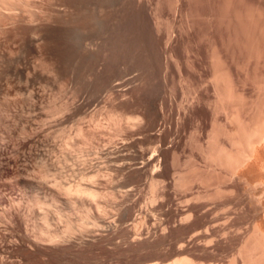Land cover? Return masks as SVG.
<instances>
[{
	"label": "rangeland",
	"instance_id": "rangeland-1",
	"mask_svg": "<svg viewBox=\"0 0 264 264\" xmlns=\"http://www.w3.org/2000/svg\"><path fill=\"white\" fill-rule=\"evenodd\" d=\"M40 1L28 3L42 20L52 14L37 24L55 72L30 52L0 59V160L11 172L47 160L70 185L98 183L100 209L53 205L52 222H66L55 227L73 221L69 264H264V144L242 160L264 131V0H53L59 15ZM80 127L99 135L80 144ZM14 175L0 194L18 202ZM0 226L5 248L25 234Z\"/></svg>",
	"mask_w": 264,
	"mask_h": 264
},
{
	"label": "bare ground",
	"instance_id": "bare-ground-1",
	"mask_svg": "<svg viewBox=\"0 0 264 264\" xmlns=\"http://www.w3.org/2000/svg\"><path fill=\"white\" fill-rule=\"evenodd\" d=\"M42 1V0H41ZM40 1V3H41ZM47 1V0H46ZM50 2H47V5L49 3H51V8L54 7V5H52V3H54L53 0H49ZM53 1V2H52ZM59 1V0H58ZM29 0H0V35L1 33L5 36L7 35V37L9 36L8 34H12V31H14L13 33V36H10L9 37H12V38H9L8 37V42L7 39L5 40V44H4V47L2 48V50L0 51V59L2 60H7V61H12V60H19L26 52H30L34 55L33 58H35L36 60V64H37V67H39L43 72L45 73H49V75L51 76V74L54 71V68L51 66V63L48 62L49 60H46L47 58L44 56V54L46 55V51L44 52V44H45V36L48 34V30L45 32L44 34V31L45 29L43 30L42 27L41 28V25L39 26V21L42 20L40 17L41 16V13L40 11L42 12V9L44 10V8H41V7H44L46 6V2L45 4H43V6H41L39 9L40 11H38V6L37 8H34V10L36 9L37 11H34L32 10L31 6H30V2ZM33 2V0H32ZM31 4H34L32 3ZM36 2V1H35ZM39 2V1H38ZM38 2H36L38 4ZM57 2V0H56ZM56 2H55V6L53 9L50 8L49 6V9L51 10H54L53 12L56 13L57 11V8L60 5H56ZM61 2V0L59 1ZM44 3V2H43ZM58 3V2H57ZM69 3V2H68ZM67 3V4H68ZM63 4V3H62ZM70 4V3H69ZM36 4H34L33 6H35ZM42 5V3H41ZM64 6H67L65 4H63ZM19 6H29L31 11L26 8L28 12V15H25V8H23V12H25L24 14L23 13H19V11H22L21 7H20V10H19ZM48 6H46V9L48 8ZM67 8V7H66ZM48 9V10H49ZM56 9V10H55ZM61 9V8H60ZM65 9V8H64ZM68 9V8H67ZM65 9V10H67ZM51 10H49V14H51ZM64 10V11H65ZM34 11V12H32ZM40 13V17L37 16V14L35 13ZM45 14L47 15V11L45 10L44 11ZM67 12V11H66ZM65 12V13H66ZM69 12V11H68ZM43 13V12H42ZM63 13V12H62ZM27 14V13H26ZM48 14V15H49ZM60 13H56V15H59ZM44 15V13H43ZM56 15H54L53 13V19H57ZM63 15V14H62ZM66 15V14H65ZM27 16V17H26ZM49 19L52 17V14L49 15ZM29 17V18H28ZM61 17V16H60ZM59 17V18H60ZM29 19V21L31 22V26L33 25V27L29 26L30 28H25V23H24V20L28 22L27 19ZM38 18H40V20L38 21ZM42 18H45V16H43ZM58 18V19H59ZM63 18V16H62ZM47 19V17H46ZM45 19V20H46ZM49 19H47V21H49ZM55 19V20H56ZM45 20H42V24L44 25V21ZM9 21V25L6 24V22L8 23ZM10 21H13L16 22V24H20L22 22V25H16L15 26H18L19 28L15 27V26H12L11 28L13 29V27H15L14 30H12L9 26L12 25L10 23ZM51 21V20H50ZM26 22V24H27ZM29 22V23H30ZM46 22V21H45ZM55 22V21H54ZM24 23V24H23ZM36 23V25H35ZM39 23V24H37ZM50 23H53V22H50ZM14 24V23H13ZM24 25V27H22ZM29 25V24H28ZM27 25V26H28ZM35 25V26H34ZM42 25V26H43ZM21 26V27H20ZM26 26V27H27ZM49 27V26H48ZM12 30H10V29ZM45 35V36H44ZM2 36V35H1ZM2 41V40H1ZM2 47V46H1ZM1 49V48H0ZM29 53V54H30ZM27 55V54H26ZM25 57V55L23 56ZM45 57V58H44ZM24 59V58H23ZM25 60L26 57H25ZM12 63V62H11ZM9 63V64H11ZM20 63V62H19ZM50 63V64H49ZM13 64V63H12ZM35 63L33 65H36ZM18 65V64H17ZM31 65V64H30ZM28 65H26L25 67H27ZM14 67V66H13ZM21 67V66H20ZM12 68V67H11ZM24 68V67H22ZM29 69V67H28ZM31 69V68H30ZM33 69L29 70V71H32ZM28 71V70H27ZM34 73V71H33ZM40 73V72H39ZM31 74V73H30ZM44 74V73H43ZM56 74V73H55ZM12 76V75H11ZM30 76L29 75V80H30ZM48 76V75H47ZM32 77V76H31ZM57 78V77H56ZM39 79V78H38ZM50 79V78H49ZM28 80V81H29ZM37 82V81H36ZM4 84V83H3ZM28 85V84H27ZM12 87V86H11ZM11 91V90H10ZM17 92V91H16ZM5 94V93H4ZM6 96V95H5ZM31 98V97H30ZM29 98V99H30ZM2 100V99H1ZM8 100V99H7ZM32 101V100H31ZM2 102V101H1ZM1 102H0V114L1 112L3 113L1 107H3V103L1 105ZM63 103V102H62ZM64 104V103H63ZM65 105V104H64ZM69 106V105H68ZM60 107H65V106H60ZM68 108V107H67ZM66 108V109H67ZM60 109V108H59ZM59 109H58V113H62L61 110L59 112ZM62 109V108H61ZM63 110H65L63 108ZM68 111V110H67ZM66 112V111H65ZM64 112V113H65ZM67 113V112H66ZM57 114V113H56ZM2 115V114H1ZM60 116V115H59ZM2 117V116H1ZM1 117H0V129L3 130V128L1 126H3L2 124H4L2 121H1ZM113 118V117H112ZM61 119V118H60ZM118 119V118H117ZM115 117V119H111V124H113L112 128H115L116 130H121L122 129V125L121 123L118 121ZM140 120V118L138 119L137 117L136 118H131L129 117L128 119V124L129 125H134L137 123V121ZM125 121V120H124ZM63 122V121H62ZM141 123V121H139ZM126 123V122H125ZM123 124V123H122ZM139 124V123H138ZM5 125V124H4ZM10 126V125H9ZM98 127V126H97ZM110 127V126H109ZM130 127V126H129ZM100 128V127H98ZM106 128V127H105ZM108 128V127H107ZM106 128V129H107ZM34 129V128H33ZM63 129V128H62ZM105 129V130H106ZM1 130V132H2ZM263 130V129H262ZM99 131L100 130H96L95 129H89V130H86L84 129V127H80V129L77 130V135L75 137L74 140H77L80 141V144L81 142L83 144H86L88 141H94L98 135H99ZM104 131V130H102ZM101 131V132H102ZM27 132V131H26ZM259 131H257V133L255 132L253 134L252 137H250L247 142L245 143V151H243L242 153L245 152V158L243 157V154L241 155V157H243L242 160L245 159V161H247L248 159L251 160L250 158H252V156H254L253 154H255L254 151H256L255 149L257 148L256 144H261L262 145L264 144V131H263V134L262 133H258ZM262 134V135H261ZM29 135V134H28ZM72 137V136H71ZM70 138V137H69ZM242 138V137H241ZM247 139V138H246ZM33 141V140H32ZM76 142V144H78ZM32 143V142H31ZM73 143V142H72ZM241 143V142H240ZM2 144V143H1ZM68 144V143H67ZM82 144V145H83ZM89 144V143H88ZM3 145V144H2ZM1 145V147H2ZM22 145V144H21ZM24 145V144H23ZM73 145V144H72ZM71 145V146H72ZM79 146V147H82ZM67 146V145H66ZM78 146V145H76ZM4 147V146H3ZM2 147V148H3ZM27 147V146H26ZM65 147V146H64ZM69 146L65 147V148H68ZM241 147V148H243ZM256 147V148H255ZM264 147V146H263ZM1 148V149H2ZM21 148H23L21 146ZM259 148V147H258ZM4 149V148H3ZM20 150V149H19ZM63 150V149H62ZM243 150V149H242ZM1 152V150H0ZM23 151H21L22 153ZM82 152V151H80ZM18 153V159L16 158L15 160H19L21 157ZM25 154V153H24ZM1 155V153H0ZM3 155V153H2ZM5 155V154H4ZM26 155V154H25ZM68 155V154H67ZM66 156V155H65ZM3 157V156H2ZM8 158V157H7ZM2 159V158H1ZM5 159V158H4ZM2 159V160H4ZM11 159L12 161L14 159L12 158H9ZM44 159V158H43ZM68 159V157H67ZM66 159V160H67ZM155 159V158H154ZM220 159V158H219ZM0 160V163L1 161ZM7 160V159H6ZM14 160V161H15ZM22 160V159H20ZM19 160V161H20ZM27 160V158H26ZM62 160V159H61ZM64 160V159H63ZM65 160V161H66ZM153 160V157L152 159ZM240 160V158H239ZM239 160L237 163H239ZM248 160V161H249ZM13 161V162H14ZM29 161V160H28ZM154 161V160H153ZM234 161V160H233ZM23 162V161H22ZM67 162V161H66ZM235 162V163H236ZM244 162V161H243ZM4 163V162H3ZM3 163L0 164V180L2 182V180H5L4 177H9V176H13L14 175V178H16L15 182L20 185L22 188H23V193H24V196L23 198L20 200V201H14L12 200L13 198L11 197L10 198H7L5 197L6 195L4 194H0V203L1 204H5L6 206L10 207V208H6L4 209L3 211L0 212V220H2L4 223L8 224L9 226H17L19 227L20 229L25 225L26 228H25V234L21 233V236L19 235V238H15V240L17 241H14V239H12L11 241L13 242L12 243H9L11 244L12 246H10L9 244V248H5L4 245L0 246V264H15L16 260L12 261L10 260V258H21V264H69L70 262V257L72 255H74L75 251H76V244L74 242H76V237L73 238L71 236L72 232L74 231V225L72 224L73 221L69 218L68 221H72L71 222H67L68 224H66L67 226H65L63 229L60 228L59 226L55 227V225H57V223L59 222L60 224V221L58 220L57 223H53L52 221V216L54 215V212L55 211L54 209H52L54 206H56V204H60V206H63V208H69V209H72L74 208L75 206H81L82 208L85 206L84 204H88V202L91 204L88 206H93L95 209H100L99 208V205L101 203H99V205L97 204V200L100 199L102 196L101 194H103V192H99L100 190L97 188V184L94 183L93 181L90 182V184H86L89 180L87 178V175L86 177L87 178H84L83 176V179L82 181L84 182L86 179H87V182L85 184H81L79 182V184L77 183L76 185H70L68 183V179H67V175L64 172H60L59 174H57L56 176H54L55 174L52 175L51 173V169H50V164L51 163H48V161H44L42 160V162L40 163V168H35V166H31L29 167L30 169H27V167H22L21 166L23 164L20 165V167L18 168V170L16 171L15 169H13L15 166L17 167V165H15L14 167H12L11 169H13L15 172H11L9 171L10 167L9 166H6V168L4 167L5 165H3ZM6 163H8L6 161ZM11 163V161L9 162V164ZM241 163V162H240ZM8 164V165H9ZM13 164V163H12ZM27 163L24 162V165H26ZM3 165V166H2ZM30 165V164H28ZM264 166V165H263ZM8 167V169H7ZM54 167V166H53ZM236 167V166H235ZM21 168V170H19ZM64 168V167H63ZM17 169V168H16ZM85 174V173H84ZM88 176H90L88 174ZM92 177L94 176H90V181L91 180H96V177L97 175H95V179ZM99 177V176H98ZM11 178V177H10ZM183 180V179H182ZM181 179L179 181H182ZM97 182V181H96ZM5 183L2 182L0 183L3 184ZM10 183V182H9ZM89 183V182H88ZM97 186H96V185ZM184 184V183H183ZM154 185V183L152 184ZM157 185V184H155ZM3 186V185H2ZM5 186V185H4ZM158 186V185H157ZM156 186V188H157ZM1 187V186H0ZM13 188V187H12ZM155 188V186H154ZM154 190V189H153ZM21 194V193H20ZM3 195V196H1ZM11 195V194H10ZM9 196V195H8ZM104 196V194H103ZM22 197V196H21ZM104 198V197H103ZM26 199L27 203L26 205L24 204V200ZM17 200V199H16ZM101 201V200H99ZM87 202V203H86ZM55 204V205H54ZM54 205V206H53ZM84 205V206H83ZM59 206V205H57ZM59 206V207H60ZM101 206V205H100ZM75 209V208H74ZM61 210V209H60ZM63 210V209H62ZM61 210V211H62ZM67 210V209H66ZM90 210V209H89ZM88 210V211H89ZM60 211V212H61ZM100 211V210H99ZM59 213V212H57ZM56 213V214H57ZM64 213H65V210H64ZM91 213V210L90 212ZM60 214V213H59ZM63 216V215H62ZM57 217V215H56ZM59 217V216H58ZM64 217V216H63ZM62 217V218H63ZM23 218V220H22ZM61 218V217H60ZM59 219V218H58ZM55 220V219H54ZM23 222H24V225H23ZM65 222V221H64ZM61 221V223H64ZM66 223V222H65ZM64 225V224H63ZM1 227V226H0ZM84 227V225L82 226ZM259 227V226H258ZM9 228V227H7ZM17 228V229H19ZM11 229V228H10ZM10 229L8 233H10ZM13 229V228H12ZM82 229V228H81ZM2 230V229H1ZM0 230V231H1ZM77 230V229H75ZM262 230V229H261ZM12 231V230H11ZM79 231V229H78ZM3 232V231H2ZM14 232H17V231H14ZM77 232V231H76ZM75 232V233H76ZM6 233V232H5ZM19 233V231H18ZM74 233V232H73ZM79 234H81L80 232H78ZM84 233V229H83V232L82 234ZM258 233V232H257ZM261 233V232H260ZM260 233H258L260 235ZM2 234V233H1ZM12 234V233H11ZM264 234V233H263ZM261 233V235H263ZM3 235V234H2ZM1 235V236H2ZM8 235V234H7ZM15 235V233H14ZM0 236V237H1ZM10 236V235H9ZM74 236V235H73ZM77 236V235H75ZM17 237V236H16ZM82 237V235H81ZM261 237H264L261 236ZM3 238L5 239V245H6V239L8 237L6 236H3ZM11 238V237H10ZM14 238V237H13ZM3 239V240H4ZM75 239V240H74ZM264 239V238H263ZM262 239V240H263ZM2 241V240H1ZM8 241H10L8 239ZM264 241V240H263ZM262 241V242H263ZM2 243V242H1ZM3 244V243H2ZM261 244V243H260ZM78 247V246H77ZM79 248V247H78ZM264 248V247H263ZM76 255V254H75ZM77 262H79L77 260ZM77 264H80V263H77ZM173 264H194L192 261H190V259L188 260L187 258H182V259H179L177 261H175Z\"/></svg>",
	"mask_w": 264,
	"mask_h": 264
}]
</instances>
